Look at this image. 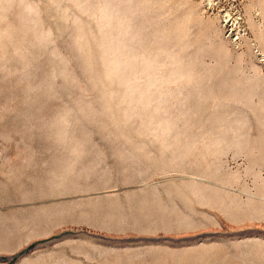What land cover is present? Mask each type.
Wrapping results in <instances>:
<instances>
[{"label": "rangeland", "instance_id": "374dc122", "mask_svg": "<svg viewBox=\"0 0 264 264\" xmlns=\"http://www.w3.org/2000/svg\"><path fill=\"white\" fill-rule=\"evenodd\" d=\"M0 264H264V0H0Z\"/></svg>", "mask_w": 264, "mask_h": 264}]
</instances>
